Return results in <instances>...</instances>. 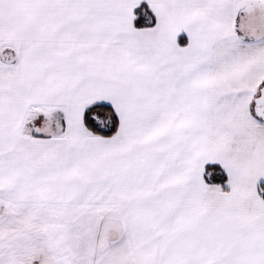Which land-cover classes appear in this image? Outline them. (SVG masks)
I'll return each mask as SVG.
<instances>
[{
	"label": "snow or ice",
	"instance_id": "1",
	"mask_svg": "<svg viewBox=\"0 0 264 264\" xmlns=\"http://www.w3.org/2000/svg\"><path fill=\"white\" fill-rule=\"evenodd\" d=\"M0 264H264V0H0Z\"/></svg>",
	"mask_w": 264,
	"mask_h": 264
}]
</instances>
